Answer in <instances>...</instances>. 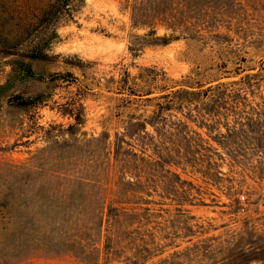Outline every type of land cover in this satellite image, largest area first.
Listing matches in <instances>:
<instances>
[{"label":"rangeland","instance_id":"374dc122","mask_svg":"<svg viewBox=\"0 0 264 264\" xmlns=\"http://www.w3.org/2000/svg\"><path fill=\"white\" fill-rule=\"evenodd\" d=\"M9 1L13 15L2 27L12 44L24 37L39 3ZM169 8L186 24L188 38L137 56L130 43L145 31L132 26L124 0L79 1L73 17L58 25L59 39L49 51L59 55L54 63L21 56L28 42L13 54L0 49V86L16 60L46 79L71 71L81 82L59 84L48 101L30 107H14L10 97L48 91L47 82L14 79L0 90V264H224L242 247L264 246V86L236 111L240 122L263 115L261 123L242 132L231 120L239 133L228 140L217 138L218 131L226 133L223 127L210 133L188 122L183 115L193 106L171 110L170 136L160 139L148 128L162 164L147 168L139 186H115L117 134L125 133L130 114L149 117L154 107L118 108L123 96L111 78L118 80L124 69L136 77L156 67L170 90L188 89V76L198 73L207 86L248 75L264 80V0H173ZM35 32L28 37L42 31ZM75 57L94 63L86 77L66 65ZM82 84L92 91L83 98L84 123L71 129L74 119L60 108ZM179 122L188 124L186 138L175 134ZM125 140L124 150L140 153Z\"/></svg>","mask_w":264,"mask_h":264},{"label":"trees","instance_id":"16d2710c","mask_svg":"<svg viewBox=\"0 0 264 264\" xmlns=\"http://www.w3.org/2000/svg\"><path fill=\"white\" fill-rule=\"evenodd\" d=\"M82 0H38L39 6L34 8V13L31 14L32 22H26L24 25V37L13 40L12 44L8 41L9 33H5L2 25L10 20L13 14L12 5L14 2L9 0H0V39L4 38V42L0 41V49L3 53L13 54V49L24 45L28 42L26 51L21 56L32 61L43 63H54L59 55H50L49 51L53 43L59 39L57 32L58 25L62 19L73 17V12L76 4ZM126 9L131 13L132 26L134 28L145 31L143 35L133 36L130 43L129 51L133 56H137L139 52L147 47L167 46L170 43L180 40L188 35V28L179 18L178 15L170 12L169 5L173 0H124ZM14 10V8H13ZM159 27H162L163 32L160 33ZM36 30L35 34L39 33L32 39L31 33L27 32ZM70 68L77 69L82 76L88 75V70L92 68L94 63H85L80 58H71L66 62ZM25 78L35 79L39 82H47L48 91L40 92L34 96L25 98L22 95L10 97L9 103L14 107H30L36 104H42L48 101L51 90L59 84L70 85L74 82H80L73 72L51 74L47 79L33 72L30 65H25V62L16 60L12 66V73L9 76L6 85L0 86V90L8 89L13 80H24ZM201 78L203 75L198 73L195 77L188 76V89L180 88L178 90H170L171 87L167 84L169 81L164 72H161L156 67L143 68L138 76L132 77L128 69H124L120 74V78L116 80L111 78L108 83L116 85V93L121 95L119 99L120 105L118 108H129L136 105V108L153 106L154 110L151 116L145 117L144 114H130L129 120L125 127L123 135L117 134L115 144V161L120 164V175L115 182L117 190L127 191L132 187L139 186L142 183V173L149 167L155 168L162 164V158L158 152L156 139L148 131L151 128L160 139L170 136L172 133L167 128V114L179 106L188 104V108L192 106L194 109H189L188 114L183 116L188 122L198 123L199 128H205L210 133L216 132L221 127L225 128L226 133L218 131L217 138L219 140H228L235 134H238L232 126L231 120L236 123L240 122L237 115V109L247 105V94H255L258 90H262L264 80L256 79L255 76H246L238 83H216L207 86ZM161 85H158L159 83ZM81 83V82H80ZM157 87V88H155ZM110 89V88H109ZM166 91L161 96L150 97L155 91ZM92 89L85 84L77 90L73 96L68 98V102L61 106L60 111L74 119L75 124L70 128L75 129L84 123V105L83 98ZM192 110H197L198 116L192 115ZM259 116L246 117V121L240 122L242 132L244 127H252L254 124H260L263 118ZM247 122V123H246ZM239 124V123H238ZM237 124V125H238ZM161 126V127H160ZM178 129L175 132L179 138L187 136L188 124L179 122ZM200 136L199 133H195ZM134 141L140 148V153L134 149L124 150L123 144L128 143L125 139ZM223 140V141H224ZM134 143V144H135ZM130 145V144H128ZM147 151H152V156L145 157ZM130 173V178H124ZM178 178V176H177ZM66 180L67 177H63ZM180 180V178H178ZM72 182V179H71ZM75 182V181H74ZM79 182L83 184V182ZM91 188H96L94 184H89ZM112 212V210H111ZM98 222L97 227L102 229L104 216ZM16 247V246H15ZM18 248V247H17ZM21 249H23L21 247ZM224 264H264V246L260 244L252 245L248 248L242 247L238 249V253L223 262Z\"/></svg>","mask_w":264,"mask_h":264}]
</instances>
